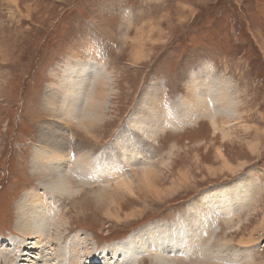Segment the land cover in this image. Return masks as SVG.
I'll use <instances>...</instances> for the list:
<instances>
[{"label":"rangeland","instance_id":"rangeland-1","mask_svg":"<svg viewBox=\"0 0 264 264\" xmlns=\"http://www.w3.org/2000/svg\"><path fill=\"white\" fill-rule=\"evenodd\" d=\"M75 67L88 79L98 67L108 76L102 121L91 129L77 110L59 113ZM78 85L65 108L88 105L74 99ZM162 109L190 119L167 124ZM157 119L161 128L142 138ZM52 153L77 192L44 207L43 189H54L34 161L45 172ZM89 159L102 174L87 173ZM137 168L158 176L157 193ZM29 198L65 224L54 230L41 219L46 227L24 235L16 212L23 205L32 216ZM170 223L161 234L171 247L156 234L152 242ZM193 225L204 230L196 239ZM129 234L133 249L101 253ZM249 235L251 244L238 241ZM28 244L42 250L39 264H59L67 244L87 257L82 264H124L132 250L142 252L136 264H264V0H0V264L21 253L36 261Z\"/></svg>","mask_w":264,"mask_h":264},{"label":"bare ground","instance_id":"bare-ground-1","mask_svg":"<svg viewBox=\"0 0 264 264\" xmlns=\"http://www.w3.org/2000/svg\"><path fill=\"white\" fill-rule=\"evenodd\" d=\"M139 48L140 49H137V50H139L138 51V54H139V56L141 57V56H143V54H144V51H145V48L143 47V46H139ZM136 50V51H137ZM139 57V58H140ZM83 63V62H82ZM88 64V63H87ZM81 65V64H80ZM88 66H89V64H88ZM96 67V66H95ZM94 67V68H95ZM79 68H80V66H79ZM69 70V69H68ZM83 70L84 69H82V72H80V73H78L77 72V68L75 67L74 69H72V73L74 72V74L73 75H69V74H66V76H65V79H66V86L68 87L67 89H69L68 90V95L66 94L64 97H63V99H62V102L59 104V113H60V115H62V116H64L65 117V119H67V117H70V118H72L73 116H72V114H73V112H75L76 110H77V112H78V114L80 113V116H81V121H79V120H76V122L77 123H79V124H81V125H84L85 127H87V129L88 128H93L94 126H95V124L96 123H98V122H101L102 121V117H101V112H102V108L104 107L103 105V102H101V100L107 95V90L105 89V86H106V84H104L105 82H108V76H106V73L104 74V70H103V67H98L97 68V71H99V72H94V73H90V77H89V79L87 78V73L86 72H83ZM71 72V71H70ZM85 78H87V83H86V79ZM75 80H80V85H78V86H80V87H78V86H76L75 88H74V90H76L77 92H76V96L74 95V99L75 100H78V98H80V102H79V105H82V103H83V99H85V97H86V103L88 104L87 106H83V107H85V108H83L82 109V106L81 107H79V109L78 108H76V106H73L72 104V102H70V105H69V107H66V108H68V109H66L65 108V102H68L69 103V101H66L67 100V98H71L72 99V96H70L71 95V93H72V91H73V84L75 83ZM93 80V81H92ZM85 84H86V86H85ZM81 85H82V88H81ZM66 89V88H65ZM92 89V90H91ZM74 93V92H73ZM88 94V95H87ZM73 95V94H72ZM81 103V104H80ZM97 103V104H96ZM76 105V104H75ZM95 105H98L96 108H94V106ZM155 107V106H154ZM179 108V107H178ZM182 108V107H181ZM95 109V110H94ZM156 109V108H155ZM70 110V112H68ZM100 110H101V112H100ZM162 110H164L163 111V114L165 113V115L166 116H163L164 117V120L165 119H168L167 120V124H177V123H183V121H185V120H187V119H190V116L188 115V114H186L185 113V111H181L180 110V112H181V114H176V113H169L168 112V114H167V111L165 110V109H162ZM184 110V109H183ZM151 111H153V110H151ZM155 111V110H154ZM153 111V112H154ZM157 111V110H156ZM94 112H96V114H93ZM64 113V114H63ZM102 115H103V113H102ZM137 115V114H136ZM63 117V118H64ZM104 118V117H103ZM132 120H134V117L132 118ZM160 126V123H159V121H158V119L157 120H155V122H153V123H149L148 124V126L147 125H145L144 127H145V130L146 131H144V132H142V133H139V135L143 138V136H147V137H149V138H151L156 132H157V130L158 129H160L161 128V126ZM81 128V127H80ZM134 128H136V127H134ZM141 129V128H140ZM143 130V129H142ZM148 130H149V132H148ZM62 132V131H61ZM143 133H145V134H143ZM119 136V135H118ZM123 138H124V136H122ZM149 138H147V139H149ZM118 139V138H117ZM139 139V138H138ZM121 140V139H120ZM134 140V139H133ZM127 141V140H126ZM125 141V142H126ZM135 141V140H134ZM115 142V141H114ZM119 142V141H118ZM118 142H117V140H116V143L118 144ZM131 142V141H130ZM127 143V142H126ZM128 143H129V141H128ZM58 143H56V145H57ZM64 144V143H63ZM135 144V143H134ZM60 145V144H59ZM132 145V144H131ZM138 145H140V144H138ZM116 146V145H115ZM118 146H119V144H118ZM128 146V145H127ZM122 147V146H121ZM137 148V147H136ZM58 149V148H57ZM69 150V149H68ZM61 151V150H60ZM57 152V151H56ZM143 152V151H142ZM131 153V152H130ZM56 153H52V154H50V159H48V160H45V162L43 163V166L44 167H47V168H50L49 170L47 169V170H45V172H44V169H42V165L41 166H39V164L40 163H42V162H40V160L39 159H37V160H35L34 162V172L36 173L35 175H39V176H42V177H44V180H42L41 182H45V184L47 185V186H50L52 189H54V192L52 193V192H50V191H46V189H43L44 190V194H42V195H40L41 196V202L43 201V204L42 205H44V207H46V206H48V205H53L51 202L54 200V198H56L57 197V195L59 196V195H71V196H73V194L75 193V189L74 188H72V186H70L69 185V179L70 178H68V176L66 175V173H63V168H60V166H62L63 167V163H62V161H61V159H60V157H57V155H55ZM132 154V153H131ZM220 155V154H219ZM64 159V158H63ZM68 160L71 162V164H68L69 166L67 167V171L68 170H70V166H73V168H74V164H72V162H75V157L74 158H72V157H69L68 156ZM127 161H129V159H126ZM164 161V160H163ZM67 163V162H66ZM69 163V162H68ZM77 163V162H76ZM100 163H102V162H96V161H94L93 159H89L88 161H86V164L88 165L87 167H85L84 166V168L86 169V171H87V173H89V174H92V177H93V175H95L94 174V172H96V171H98L99 173H101L102 174V171L99 169V164ZM243 163H241L240 165H242ZM65 165V164H64ZM239 167V166H238ZM97 168V169H96ZM92 169H95V170H93V171H91ZM233 170V169H232ZM134 171H136V173H138L139 172V178H140V180L142 181V183H144V182H147L146 183V185H148V186H150L151 187V189L150 190H152L154 193H157V191H158V188L155 186V179L157 180L158 179V176H156L155 175V173H152V172H149V171H147V170H144L143 168H137L136 170H134ZM134 173V172H133ZM132 173V174H133ZM131 174V175H132ZM182 173H180L178 176L180 177V176H182L181 175ZM130 175V176H131ZM129 176V177H130ZM129 177H127L126 179H125V181H123V182H120L119 184H124V183H127L128 181H130V179H129ZM181 178V177H180ZM151 184V185H150ZM125 185V184H124ZM174 186H176V181H172L171 182V185L168 187V188H175ZM149 187V188H150ZM131 190H132V188H131ZM225 190V189H224ZM133 191V190H132ZM165 191V190H164ZM77 192V191H76ZM59 193V194H58ZM225 196V195H224ZM29 197H30V195H29ZM32 198H29L28 199V203H27V205H28V207H27V209H32V211H33V213H32V216L29 214V213H26V211L24 212L23 210H24V206L23 205H21V207H20V209H17V212H16V217L19 219H17V226H20V229L23 231V233H24V235H28V234H30V230L32 229L33 230V232L35 233V232H37L38 233V229L41 227V225H42V223L40 222V221H42L41 219H43L44 220V222L45 221H48L51 225H53V227H54V230H55V228H57L58 230H59V226L60 225H62V224H65L62 220H60V219H56V221H52L51 222V220H50V218L49 217H45L44 216V211L43 212H41V207L40 206H38V207H35L34 205L36 204V201L37 200H35V203L33 204V202H32V200H31ZM39 200V199H38ZM220 202V201H219ZM222 203V202H221ZM224 203V202H223ZM225 205H226V203H224ZM223 205V204H222ZM37 206V205H36ZM56 208V207H55ZM26 209V208H25ZM51 209H53V208H51ZM43 210V209H42ZM50 210V209H49ZM53 211V210H52ZM41 212V216H39L38 217V215L37 214H39ZM55 212H56V210H55ZM133 213V212H132ZM52 214V213H51ZM41 217V218H40ZM22 218H23V220H22ZM53 219H55V218H53ZM164 223V222H163ZM20 224V225H19ZM174 226L172 223H170V224H164L162 227H160L157 231H155V232H153L154 234L152 235V237L150 238V239H152V242L154 241V237L153 236H156V235H158V236H162V234H161V230L162 229H166V228H168V227H171V226ZM42 226H44V224L42 225ZM194 226V229H192V230H190V232H189V236H192V237H194L195 238V236H196V234L199 232L198 230H202V228H200L198 225H193ZM44 227H46V226H44ZM44 227H42V228H44ZM192 227V226H191ZM172 228V227H171ZM203 228H204V226H203ZM47 229V228H46ZM152 229V228H151ZM27 230H29L28 231V233L26 232ZM31 230V231H32ZM57 230V231H58ZM187 230V229H186ZM25 231V232H24ZM177 231V230H176ZM198 231V232H197ZM181 232H183V231H181ZM203 232H204V230H203ZM202 231H201V233H203ZM33 233V234H34ZM44 233V232H43ZM56 233V232H55ZM218 233V232H217ZM216 233V234H217ZM156 234V235H155ZM165 234V233H164ZM170 234V233H169ZM221 234V233H220ZM31 235V234H30ZM168 235V234H167ZM193 235H195V236H193ZM38 236V235H37ZM164 236V235H163ZM162 236V237H163ZM187 237V236H186ZM185 237V238H186ZM199 237V236H198ZM230 237V236H229ZM241 237V239H239L238 241H240L242 244H244V245H249V244H251L252 242H253V240H252V238L250 237V235H249V237L247 236V237H245V236H240ZM31 238H33V237H31ZM30 238V239H31ZM36 238V237H35ZM43 238V235H41L40 236V239H42ZM188 238V237H187ZM34 239V238H33ZM196 239V238H195ZM230 239V238H229ZM133 240H135L133 237H132V235L131 234H129V235H127L126 236V238H124V239H122V240H118L119 241V243L118 244H116L115 246H114V248L113 249H111V247H109L108 249H106V247H102V250H101V253L104 255V254H108L109 252H111V254H113V256L115 257V255H116V253L118 252V247H125V248H134V245H136V243H133L132 241ZM148 240L149 239H147V238H145L144 240H143V242H145V244H143L142 245V247H146L147 245H148ZM188 240H190L189 238H188ZM11 241V240H10ZM162 243L165 245V246H170V244H171V242L169 241V239H167V238H162ZM194 240H192V242H193ZM237 241V242H238ZM18 242V241H17ZM31 242V241H30ZM30 242H28V243H30ZM114 242H116V241H114ZM191 241L190 242H188V245L184 248L185 249V251L188 253H190L191 254V250L190 251H188L187 249H189V247L191 248V243H192ZM224 242H225V240H224ZM22 243V242H21ZM34 243V242H33ZM33 243H31V244H33ZM42 243H43V241H42ZM85 243V242H84ZM84 243H80L79 245L81 246V245H83ZM140 243V242H139ZM158 243V242H157ZM229 243H230V241H229ZM13 244V243H12ZM24 244V243H23ZM223 244V243H222ZM231 244V243H230ZM156 245V244H155ZM33 246V245H32ZM97 246V245H96ZM141 246V245H140ZM203 246V243H202V245H201V249L203 248L202 247ZM28 248H30V249H35V248H32V247H30V245L28 244V246H27ZM152 247V246H151ZM171 247V246H170ZM176 247V246H175ZM180 246L177 244V247H176V253H177V255H182V256H186L185 255V253H183V252H180V251H178V248H179ZM45 247H42V249H44ZM67 248H68V244L67 245H64L63 246V250H66L65 252L63 251V255H62V257H64V260H63V258H61L60 259V262H59V264H78L79 262H80V264H82L83 262H86L87 261V257L86 256H83V255H78V254H76V257H74V254L73 253H71V250H70V248H69V250H67ZM153 248H154V246H153ZM161 248V247H160ZM74 249V248H73ZM155 249V248H154ZM162 249V248H161ZM164 249H165V247H164ZM21 250H23V249H21ZM105 250V251H104ZM129 250V249H128ZM141 250V249H140ZM152 250V249H151ZM150 250V251H151ZM26 251V250H25ZM35 251L37 252V256H34V255H32V252L30 251V252H28L27 254L32 258V259H30V261H34L35 259H36V261H34V262H28L29 260L27 259V258H23V260L21 261L19 258L21 257V255L22 254H24V253H21V255H20V257L19 258H15L16 259V262H15V264H17L18 262H19V260L21 261L20 262V264H39L37 261H40V258H41V255H42V253H41V251L39 252L38 251V249H35ZM58 251V250H57ZM104 251V252H103ZM143 251H145V250H143ZM148 251V250H147ZM147 251H146V253H147ZM150 251H149V253H150ZM159 251V250H158ZM157 251V252H158ZM175 252V251H174ZM41 253V254H40ZM50 253V252H49ZM120 253H121V251H120ZM126 253V252H125ZM134 253H135V250H132V252L130 253V255L127 257V260H122L121 262H124V264L125 263H130V264H136L137 263V255H139V254H141L140 253V251L139 250H137L136 251V256L134 255ZM152 253V252H151ZM161 253V252H160ZM186 253V254H187ZM147 255V254H146ZM134 256L136 257V258H134ZM132 257H133V259H135V260H133L132 259ZM165 257V256H164ZM221 257H223V256H221ZM169 258V257H168ZM172 258H175V257H172ZM47 259V258H46ZM95 258L93 257V259H91V260H89L90 262H93V260H94ZM221 259V258H220ZM223 259H226V261H225V263H228V259H227V257H223ZM1 260V259H0ZM54 261V260H53ZM59 261V260H58ZM171 261V260H170ZM170 261H167V262H161V260H159V263L160 264H171L172 262H170ZM46 262H49V261H46V260H44V262H43V264H46ZM51 262V261H50ZM49 262V263H50ZM78 262V263H77ZM224 262V261H223ZM207 263V262H206ZM172 264H174V263H172Z\"/></svg>","mask_w":264,"mask_h":264},{"label":"trees","instance_id":"trees-1","mask_svg":"<svg viewBox=\"0 0 264 264\" xmlns=\"http://www.w3.org/2000/svg\"><path fill=\"white\" fill-rule=\"evenodd\" d=\"M233 17H234V15H233Z\"/></svg>","mask_w":264,"mask_h":264}]
</instances>
